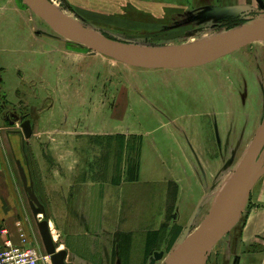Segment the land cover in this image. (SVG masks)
I'll list each match as a JSON object with an SVG mask.
<instances>
[{
  "label": "rangeland",
  "instance_id": "374dc122",
  "mask_svg": "<svg viewBox=\"0 0 264 264\" xmlns=\"http://www.w3.org/2000/svg\"><path fill=\"white\" fill-rule=\"evenodd\" d=\"M49 1L74 24L144 47L181 46L208 32L229 34L264 19V12H251L207 27H185L177 24L178 20L165 26L145 27V17L134 15L128 9L116 16L113 10L106 8L96 12L86 0H81L79 6H73L69 0ZM37 22L46 26L53 39L48 38L46 45L31 41L28 49L26 37L31 26L38 29ZM11 36L20 39L6 40ZM42 49L51 50V53L42 57ZM10 50L24 52L19 59L22 77L29 85L28 93L24 92L22 96L23 102L32 105L27 111L35 117L33 112L37 110L32 107L38 110L49 107L48 120L43 117L41 128L60 138L54 148L55 157L44 153L43 159L47 165L55 167L57 175H61L62 154L63 160L67 161L64 163L75 164L74 159H77L78 168H85L88 161L94 163L100 156L97 136H114L126 131L136 133L127 137L137 135L140 142L141 135L145 134V153L148 155L154 157L157 151L163 153L159 162L145 165V174L153 171L166 177L178 174L183 189L192 191L195 185L189 186L186 181L192 166L193 176L202 186L203 194L200 199H196V194L192 200H187L183 191V201L178 203L177 209L172 202H163L160 197L166 186L174 198L177 185L169 181L145 184V193L150 195L144 205L145 264H165L182 241L198 235L208 222L219 221L229 180L264 115V39L246 43L195 67L141 68L117 61L51 31L23 0H0V65L6 69L4 56ZM43 98L45 104L39 101ZM67 120L70 132L98 130L103 134L74 139V134L65 133ZM61 139H64V145L60 143ZM179 151L185 153V159L177 169L173 159L175 155L178 157ZM112 160L110 156L106 164L110 165ZM263 162L264 145L253 171L256 172ZM121 182L112 191L110 201L112 207L118 201L120 214L124 215V210L131 208L126 195L134 190L128 187L126 180ZM56 203L54 201L55 210ZM158 211L165 215L158 218ZM240 221L241 218L194 264H223V254L231 248L229 244L235 242ZM30 223L36 243L46 256L31 215ZM59 243L57 236L55 244ZM45 261L50 264L49 257Z\"/></svg>",
  "mask_w": 264,
  "mask_h": 264
},
{
  "label": "crops",
  "instance_id": "0c3cea01",
  "mask_svg": "<svg viewBox=\"0 0 264 264\" xmlns=\"http://www.w3.org/2000/svg\"><path fill=\"white\" fill-rule=\"evenodd\" d=\"M86 1L91 2L96 12L106 8L113 10L114 15L120 16L123 10L128 9L134 15L144 16L145 27L165 26L171 24L173 20H178L177 24L185 27H207L225 23L231 17L251 12H264V0H261V3L257 0ZM69 2H73L74 4L71 3L73 6H79L81 0H69ZM36 25L38 29L35 30L31 26L30 33L26 37L28 49H30L31 41L45 42L46 45L48 38L50 41L53 39L51 32H47L46 26H42L41 22H37ZM18 39L20 38L15 36L6 38L9 41ZM23 53V50H10L4 56V63L8 68L0 65V247L7 241L19 244L22 233L27 239V245L35 247L42 254L30 223V215L32 217L33 215L16 166V160H19L32 180L36 196L44 205L49 228L53 226L56 237L60 238L57 249L62 248L66 251V263L145 264L144 205L145 199L150 198L149 192L145 193V184L148 186L169 181L177 185L174 198L171 197L166 186L163 187L160 196L161 201L166 203L170 201L177 209L178 203L183 201L184 196H187L184 199L192 200L194 195L197 194L196 199H200L203 194L202 186L193 176L192 166L186 180L189 186L191 184L196 186L192 191L189 188L183 189L182 178L178 174L172 177H166L154 171L149 175L145 174L146 164L153 161L159 162L164 156L160 151H157L154 157L145 153V134H142L137 176L134 180L125 182L134 191L126 195V198L128 197L131 201L129 203L131 208H126L124 215L120 214L118 201L114 202L113 207L110 201V195L114 189L118 188V183H112L108 177L106 179L98 177L95 163L88 161L86 163L88 166L78 168L79 160L74 159L75 164L64 163L67 161L63 160L62 154V168L59 171L61 175H57L55 167L47 165V161L43 159L44 153L54 156V148L60 138L57 134L56 138L48 134L50 130L45 131L41 128V121L48 120L49 107H42L41 110L32 107L35 111L37 110L33 112L34 117L27 111L31 108V103L23 102L22 99L24 92L28 93L29 90V85L22 77L23 69L20 68L22 61L19 58ZM48 53H51V50L42 49V57H47ZM7 70L9 74L6 73ZM43 100L44 98L39 101L45 104L46 101ZM43 117L46 118L43 119ZM25 119L30 122L29 138H24L20 128V123ZM65 125L63 126L65 133L74 134V139L84 138L86 135L94 137L103 134L98 130L70 132L69 120ZM120 133L126 135L125 137L128 134H136L129 131ZM60 143L64 145V139H61ZM183 154L185 153L179 151L178 157L174 156L173 162L177 165V169L181 168L182 161L185 159ZM89 166H93V169ZM260 168L256 172L253 168L252 176H255ZM44 169L48 171L45 172ZM187 182H184V185H187ZM150 190L149 187L148 191ZM54 201L57 202L56 210L53 207ZM164 215L165 213L161 211L157 216L161 218ZM174 216L173 214V218ZM240 218L236 240L233 244H229L231 248L229 247L228 252H224L225 257L222 263L264 264V172L253 183ZM39 264H49V262L41 259Z\"/></svg>",
  "mask_w": 264,
  "mask_h": 264
},
{
  "label": "water",
  "instance_id": "95a60500",
  "mask_svg": "<svg viewBox=\"0 0 264 264\" xmlns=\"http://www.w3.org/2000/svg\"><path fill=\"white\" fill-rule=\"evenodd\" d=\"M23 1L60 36L83 44L93 51L99 52L122 63L141 68L195 67L226 55L246 43L264 39V19H262L249 23L250 25L246 30L217 44L205 52L196 56H190L176 48L144 47L121 42L106 37L87 27L61 20L45 8L38 0ZM257 1L261 3V0ZM20 128L24 138H29L31 134L29 120H23L20 123ZM263 145L264 115L244 155L240 159L229 180V184L224 193L220 224L215 228L208 239L185 253H173L165 264H193L208 253L217 240L225 235L237 223L253 183L264 172L263 162L259 172L252 179L250 178L254 162ZM16 166L23 190L27 196L30 211L35 219L45 255L49 257L50 264H68L65 262L66 251L62 248L57 249V245L53 241L49 223L45 218L44 205L34 192L33 183L28 172L25 171L19 160H16ZM39 215H42L41 219L38 218Z\"/></svg>",
  "mask_w": 264,
  "mask_h": 264
},
{
  "label": "trees",
  "instance_id": "16d2710c",
  "mask_svg": "<svg viewBox=\"0 0 264 264\" xmlns=\"http://www.w3.org/2000/svg\"><path fill=\"white\" fill-rule=\"evenodd\" d=\"M96 139L97 144L101 146L100 156L94 161L97 164L95 165L96 175L103 179L108 177V180L112 183H119L122 179L126 181L134 180L138 171L140 138L137 135L125 137L116 134L101 138L96 137ZM110 156L113 160L108 165L106 161ZM89 167L93 169V166Z\"/></svg>",
  "mask_w": 264,
  "mask_h": 264
},
{
  "label": "bare ground",
  "instance_id": "6f19581e",
  "mask_svg": "<svg viewBox=\"0 0 264 264\" xmlns=\"http://www.w3.org/2000/svg\"><path fill=\"white\" fill-rule=\"evenodd\" d=\"M38 1L45 8H47L50 12H52L55 16H57L61 20L68 22V23H71V24H74L70 18L61 15L57 11L56 6L51 1H49V0H38ZM249 25L250 24L244 25V26L232 31L229 34L218 33V32L217 33L208 32L206 34L200 35L199 37H197L195 39L188 41L184 45L167 47V48H176V49L180 50L181 52H183L187 55L196 56V55L203 53L206 50L216 46L217 44L231 38L232 36L246 30L249 27ZM253 177L254 176H252V172H251L250 178L252 179ZM221 219H222V215H221V217L217 223L216 222L214 223L212 221L208 222L203 228H201L200 234L195 235L191 238H188V239L182 241L179 244V246L176 248L175 252L185 253V252L189 251L190 249L196 247L200 243H202L204 240L208 239L211 236L212 232L215 230V228L218 227V225L220 224ZM51 233L53 236V241L57 242L56 234L54 233L53 230H51Z\"/></svg>",
  "mask_w": 264,
  "mask_h": 264
},
{
  "label": "built area",
  "instance_id": "2783aa9c",
  "mask_svg": "<svg viewBox=\"0 0 264 264\" xmlns=\"http://www.w3.org/2000/svg\"><path fill=\"white\" fill-rule=\"evenodd\" d=\"M48 259L35 247L27 245L24 234H20V243L13 244L9 241L0 247V264H39L40 260Z\"/></svg>",
  "mask_w": 264,
  "mask_h": 264
}]
</instances>
